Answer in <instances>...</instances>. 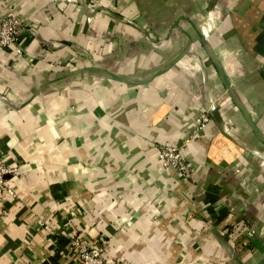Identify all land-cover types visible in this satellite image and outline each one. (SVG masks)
<instances>
[{
    "label": "crops",
    "instance_id": "crops-1",
    "mask_svg": "<svg viewBox=\"0 0 264 264\" xmlns=\"http://www.w3.org/2000/svg\"><path fill=\"white\" fill-rule=\"evenodd\" d=\"M6 11L25 22L22 54L0 48V158L17 167L0 264H80L75 235L122 264H264V0ZM165 145L190 179L160 164ZM246 220L251 239L231 230Z\"/></svg>",
    "mask_w": 264,
    "mask_h": 264
},
{
    "label": "built area",
    "instance_id": "built-area-1",
    "mask_svg": "<svg viewBox=\"0 0 264 264\" xmlns=\"http://www.w3.org/2000/svg\"><path fill=\"white\" fill-rule=\"evenodd\" d=\"M24 22L22 17L11 11H6L0 16V48L13 46L18 55L22 54L20 32ZM208 113L209 110L198 119L202 126L208 121ZM157 158L163 168H174L182 176L188 177L190 175L191 163L183 156L179 147L174 145L161 146L157 152ZM16 174L17 167L6 164L0 158V192L5 191L8 195L13 194V190L5 185L4 180L6 175L14 176ZM68 244L76 254L80 264H118V262L108 260L104 256L103 248L100 245L86 242L81 236H72Z\"/></svg>",
    "mask_w": 264,
    "mask_h": 264
},
{
    "label": "rangeland",
    "instance_id": "rangeland-1",
    "mask_svg": "<svg viewBox=\"0 0 264 264\" xmlns=\"http://www.w3.org/2000/svg\"><path fill=\"white\" fill-rule=\"evenodd\" d=\"M218 106H216V105H214V109L218 112V108H217ZM208 108H210V107H207L206 108V110L205 111H202L199 115H198V117H197V124H196V127H195V129L193 130V132H192V134L193 133H196V131L198 130V129H200L201 127H203L202 125H201V121L200 122H198V119L200 118V116L203 114V113H205V112H207V110H208ZM207 114V113H206ZM208 121H209V119L211 118V116H216V115H213V114H210V112L208 113ZM208 121H206L205 122V124L208 122ZM204 124V125H205ZM192 138H194V136L193 135H191V133L188 135V138L187 139H192ZM180 149V148H179ZM183 154V153H182ZM183 156H185V155H183ZM186 158V157H185ZM187 159V158H186ZM188 160V159H187ZM189 161V160H188ZM190 162V161H189ZM191 163V162H190ZM174 169V168H173ZM192 169H193V165H192V163H191V169H190V171H189V176L188 177H186V176H182V175H180L181 177H183L184 179H190L191 178V176H192ZM177 171V170H176ZM178 172V171H177ZM179 173V172H178ZM254 227H255V224H253V223H251V222H248L247 220L246 221H243V222H241L240 221V223L238 224V226H236L235 228H232L231 230H232V232H234L235 233V235H239V236H242V237H248L249 239H251L252 237H253V231H254ZM229 231V230H228ZM222 233H224V232H222ZM244 239V238H243ZM242 239H240L238 242H237V244H241V245H243L244 244V242L243 241H241ZM249 244V243H248ZM111 260H113V261H116V262H118V264H122V262L119 260V259H111Z\"/></svg>",
    "mask_w": 264,
    "mask_h": 264
},
{
    "label": "water",
    "instance_id": "water-1",
    "mask_svg": "<svg viewBox=\"0 0 264 264\" xmlns=\"http://www.w3.org/2000/svg\"><path fill=\"white\" fill-rule=\"evenodd\" d=\"M210 114H213V115H216L217 114V111L214 109V108H208Z\"/></svg>",
    "mask_w": 264,
    "mask_h": 264
}]
</instances>
